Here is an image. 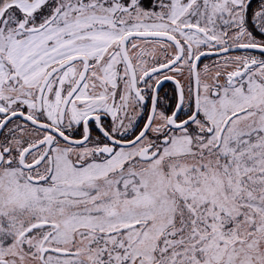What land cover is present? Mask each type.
<instances>
[{
    "label": "snow or ice",
    "instance_id": "obj_1",
    "mask_svg": "<svg viewBox=\"0 0 264 264\" xmlns=\"http://www.w3.org/2000/svg\"><path fill=\"white\" fill-rule=\"evenodd\" d=\"M0 264H264V0H0Z\"/></svg>",
    "mask_w": 264,
    "mask_h": 264
},
{
    "label": "flooded vegetation",
    "instance_id": "obj_2",
    "mask_svg": "<svg viewBox=\"0 0 264 264\" xmlns=\"http://www.w3.org/2000/svg\"><path fill=\"white\" fill-rule=\"evenodd\" d=\"M167 87V86H166Z\"/></svg>",
    "mask_w": 264,
    "mask_h": 264
}]
</instances>
